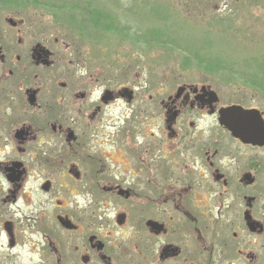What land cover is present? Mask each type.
I'll return each mask as SVG.
<instances>
[{"label": "flooded vegetation", "instance_id": "af4514ba", "mask_svg": "<svg viewBox=\"0 0 264 264\" xmlns=\"http://www.w3.org/2000/svg\"><path fill=\"white\" fill-rule=\"evenodd\" d=\"M1 1L0 264H264V145L218 122L259 110L101 80Z\"/></svg>", "mask_w": 264, "mask_h": 264}, {"label": "rangeland", "instance_id": "374dc122", "mask_svg": "<svg viewBox=\"0 0 264 264\" xmlns=\"http://www.w3.org/2000/svg\"><path fill=\"white\" fill-rule=\"evenodd\" d=\"M1 8L69 43L101 80L207 85L222 105L264 112V0H3ZM232 231L248 250L262 242L233 225L227 238Z\"/></svg>", "mask_w": 264, "mask_h": 264}, {"label": "water", "instance_id": "95a60500", "mask_svg": "<svg viewBox=\"0 0 264 264\" xmlns=\"http://www.w3.org/2000/svg\"><path fill=\"white\" fill-rule=\"evenodd\" d=\"M218 122L228 129L234 137L247 142L264 145V121L255 109L245 110L239 106L222 108L219 111Z\"/></svg>", "mask_w": 264, "mask_h": 264}]
</instances>
